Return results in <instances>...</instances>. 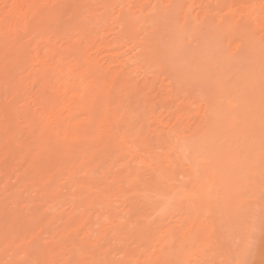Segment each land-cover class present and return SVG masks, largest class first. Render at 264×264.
Wrapping results in <instances>:
<instances>
[{"label": "bare ground", "instance_id": "bare-ground-1", "mask_svg": "<svg viewBox=\"0 0 264 264\" xmlns=\"http://www.w3.org/2000/svg\"><path fill=\"white\" fill-rule=\"evenodd\" d=\"M148 1L131 7L129 0H106L95 16L101 0H0V176L14 178L16 192L38 187L48 212L44 224L59 221L43 247L38 211L0 229L3 264H111L116 246L101 242L122 229L141 246L121 252L124 264H189L211 247L204 236L217 228L220 182L191 150L211 125L210 110L183 102L167 122L158 113L174 94L172 83L168 97L155 87L166 64L144 28L140 12ZM150 1L147 11L182 6L180 0ZM189 9L179 10L183 25L199 19ZM212 12L202 11L201 21ZM259 13L244 11L246 20L234 29L247 28ZM110 20L114 33L106 41L101 30ZM146 90H158L152 95L158 101ZM142 103L159 127L154 139L131 132L140 116L133 109ZM17 164L23 169L14 174ZM151 197L175 206V219L168 217L164 228L147 226L138 211L136 200ZM141 253L146 260L137 263L133 256ZM260 255L252 264H264V246Z\"/></svg>", "mask_w": 264, "mask_h": 264}, {"label": "rangeland", "instance_id": "rangeland-1", "mask_svg": "<svg viewBox=\"0 0 264 264\" xmlns=\"http://www.w3.org/2000/svg\"><path fill=\"white\" fill-rule=\"evenodd\" d=\"M105 1L101 0L94 6L97 10L95 16L103 13L102 2ZM129 1L130 6L135 7L139 0ZM178 3L182 4L178 10L172 8L169 12L160 5L158 11H147L152 6L149 0L141 7L145 10L140 13L144 17V28L156 38L160 57L166 64V69L156 78L155 87L167 96L168 84L173 86L171 104L162 109L157 106V112H162L161 118L167 122L172 111L183 102L192 103L193 108L206 105L210 110L211 125L201 138L195 140L191 150L192 154L199 156L200 165L219 179L222 197L219 200V221L216 230L213 229L215 232L204 236L211 245L204 258H193L189 264H239L242 260L252 264L260 259V250L264 246V0H180ZM189 6L191 17L199 12V19L183 25V12L179 10H186ZM118 9L119 4H114L111 11L114 16H117ZM207 10L215 12L209 13L211 18L201 21L200 13ZM247 10L261 13L255 17L256 20L252 18L255 21L251 19L246 23L247 28L234 29L235 22H243V14ZM113 25V20H110L101 30L106 41L113 38ZM239 45L241 48L236 52ZM106 54L101 53L99 59L107 58ZM137 79L142 81L139 76ZM146 91L149 100L158 101L152 96L154 91ZM148 110L146 103L134 107L133 111L141 117L133 122L132 134L152 137L154 128H159ZM185 118L183 124L189 119ZM22 169L23 166L17 164L13 173L19 174ZM29 182L36 184V181ZM14 183V178L0 176V229L13 223H16L13 227L19 226L38 211L41 214L36 224L39 244L42 247L50 245L48 237L56 232L59 221L55 218L53 222L44 224L43 219L48 212L44 202L37 199L38 187L30 186L27 192L21 193L16 192ZM168 203L154 197L136 200L138 211L147 216L146 225L153 228H164L163 224L170 216L175 219V206ZM61 210L68 211L65 206ZM101 244L106 248L115 244L116 256L111 264H124L122 251L141 249L135 242V234L126 229H122L119 236L108 244L105 241ZM1 253L0 264H3L5 253ZM133 259L137 263L146 260L142 253L135 254ZM100 264L105 263L102 261Z\"/></svg>", "mask_w": 264, "mask_h": 264}, {"label": "snow or ice", "instance_id": "snow-or-ice-1", "mask_svg": "<svg viewBox=\"0 0 264 264\" xmlns=\"http://www.w3.org/2000/svg\"><path fill=\"white\" fill-rule=\"evenodd\" d=\"M239 264H246V261H240Z\"/></svg>", "mask_w": 264, "mask_h": 264}]
</instances>
